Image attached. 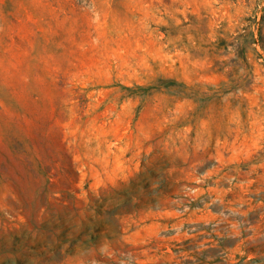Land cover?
<instances>
[{"label":"rangeland","instance_id":"1","mask_svg":"<svg viewBox=\"0 0 264 264\" xmlns=\"http://www.w3.org/2000/svg\"><path fill=\"white\" fill-rule=\"evenodd\" d=\"M263 9L0 0V264H264Z\"/></svg>","mask_w":264,"mask_h":264},{"label":"trees","instance_id":"2","mask_svg":"<svg viewBox=\"0 0 264 264\" xmlns=\"http://www.w3.org/2000/svg\"><path fill=\"white\" fill-rule=\"evenodd\" d=\"M244 43L245 46L244 48H242V50L244 51L243 59L246 60L249 49L252 50V52L257 56H260L261 58L262 56H264V16L259 24L258 33L252 34L250 40L248 41L246 40ZM221 47H225V49H229L230 45L221 44Z\"/></svg>","mask_w":264,"mask_h":264}]
</instances>
